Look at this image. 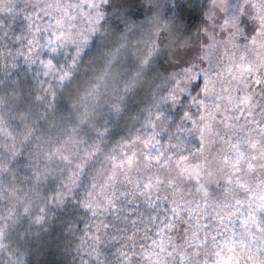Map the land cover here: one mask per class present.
Returning a JSON list of instances; mask_svg holds the SVG:
<instances>
[{"label":"snow or ice","instance_id":"6c2138e0","mask_svg":"<svg viewBox=\"0 0 264 264\" xmlns=\"http://www.w3.org/2000/svg\"><path fill=\"white\" fill-rule=\"evenodd\" d=\"M72 7L86 16V32L76 27L77 18L68 8L54 26L4 21L0 240L8 233L23 235L26 241L43 240L41 249L48 259L36 264H136L138 242L149 233L151 243L164 250L165 264H264V100L254 95L258 89L264 98L259 65L243 58L227 65L235 83L223 94H215V84L205 73L198 86L205 96L190 98L200 107L197 115L181 107L182 95L168 91L157 99L154 112L139 111L127 131L121 121L131 101L116 97L98 126L87 104L81 112L68 103L65 89L85 46L91 42L99 48L109 31L135 27L137 9L144 5L141 0L115 5L83 0ZM206 7L200 0H163L149 11H155L157 20L191 14L199 24L205 22ZM239 7L236 0L225 25H246L244 16L235 14ZM101 8L112 14L105 15ZM205 41L209 56L219 45L208 37ZM192 51L188 49V55ZM191 79L175 81L180 93H188L185 81ZM99 87L93 85L84 99H94ZM212 94L214 102L207 99ZM193 133L199 135L195 154L184 151ZM106 136L119 140L105 155L106 163L88 172V162ZM163 169L173 174L164 175ZM189 182L200 199L184 195ZM212 183L222 194L210 200ZM162 185L172 193L163 203ZM146 250L141 245V251ZM17 264L33 261L18 259Z\"/></svg>","mask_w":264,"mask_h":264},{"label":"clouds","instance_id":"9594fccd","mask_svg":"<svg viewBox=\"0 0 264 264\" xmlns=\"http://www.w3.org/2000/svg\"><path fill=\"white\" fill-rule=\"evenodd\" d=\"M93 2L115 5L119 4L120 0H93ZM162 2L163 0H141L144 8L137 9L135 27L126 32L109 31L103 46L97 48L89 42L82 51L78 67L73 71L70 83L65 89V95L68 97V103L81 112L87 104L98 126L103 124L106 110L116 97L131 101V104L127 105L130 111L125 113L124 120L121 121V127L127 131L133 127L139 111L154 112L157 109V99L166 96L168 91H176L177 94L182 95L184 99L181 107L187 106L193 115H197L200 107L198 104L190 103V98L197 93L202 97L205 96L198 87L203 83L205 73L215 84V94H223L235 83L227 65H235L241 62L242 58L259 65L261 74L264 75V64H260L261 59H264V22L261 19L264 17V0H239V11L235 14L237 17L243 15L246 25L224 23L234 14L231 6L236 0H200L207 7L203 16L205 22L199 24L197 18L191 14L176 19H155V11H149V8ZM74 3L82 5L83 0H0V46L7 43L4 39V33L7 31L3 26L4 21H7L8 25H11L15 19L21 26L29 23H39L41 27L54 26L55 18L64 15L66 8L71 9V15L77 18L76 27L86 32L87 18L78 8L72 7ZM85 11L89 10L85 9ZM101 11H104L105 15L112 14L108 9L101 8ZM190 25L194 26L189 27ZM7 35L9 40L13 39L10 31ZM205 37H208L209 41L216 40L219 45L209 56H205L209 51L204 47ZM188 49H193L191 55H188ZM146 56L147 62H142ZM185 58L187 63H181ZM161 61L163 65H172V67H162ZM184 69L191 71L185 72ZM197 74L200 79H196ZM184 76L192 77L190 82L185 81L189 88L188 93H180L175 85V81L182 80ZM97 84L100 87L95 93V98L84 99V94L91 92L93 85ZM252 87L255 88V85ZM215 94L208 95L207 99L214 102ZM254 95L256 99L264 100L259 96L258 89ZM186 123L191 124L190 121ZM135 127L138 128L139 124H135ZM161 138L167 140L166 133H162ZM118 140L119 136L116 139L104 137L100 151L88 162V172L94 171L101 163H106L105 155L113 151ZM198 141L199 135L193 133L188 137V146L184 151L195 154ZM84 147L85 145L81 144V149ZM162 172L164 175L173 174L169 169H163ZM118 187H127V185H118ZM187 187L190 191H186L185 196L200 199L199 194L194 190L193 182H189ZM209 187L212 190L209 199L219 198L222 194L220 187L215 183L210 184ZM83 192L84 188H80V193ZM159 195L163 203L164 198L172 195L171 189L162 185ZM211 211L209 205V212ZM151 239L149 233L147 238L138 242L136 264H165L167 258L164 250L160 249L158 244L153 245ZM42 244L43 240L26 241L23 235L17 238L14 233H8L5 239L0 240V264H17L18 259L30 258L33 264H36L38 261L48 259L41 249ZM141 245L147 250L141 251Z\"/></svg>","mask_w":264,"mask_h":264}]
</instances>
